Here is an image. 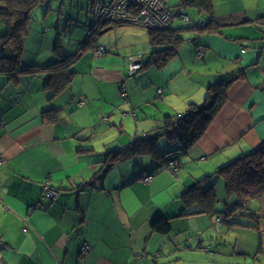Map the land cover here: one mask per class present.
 <instances>
[{
	"label": "crops",
	"instance_id": "0c3cea01",
	"mask_svg": "<svg viewBox=\"0 0 264 264\" xmlns=\"http://www.w3.org/2000/svg\"><path fill=\"white\" fill-rule=\"evenodd\" d=\"M95 1L48 0L35 7L22 68L48 67L59 39L64 54L76 53ZM213 4L219 31L187 33L163 67L149 65L154 48L146 29L120 26L78 58L72 85L54 99L45 88L48 74L0 77V264H195L224 255L228 245L239 256L254 252L253 264H264V195L246 204L260 219L259 231L225 220L237 207L222 180L215 214L181 216L197 180L264 142V0ZM198 13L204 18L195 16L194 25L204 27L206 16ZM6 31L0 21V36ZM132 59L142 65L135 76ZM240 71L205 136L182 157L178 176L161 169L145 181L155 164L150 156L106 167L110 152L143 138L168 115L203 105L212 85ZM82 97L87 101L79 106ZM53 106L60 110L56 119H44ZM47 182L60 192L53 204L41 201ZM159 220L171 224L168 234L156 228ZM85 242L92 245L86 256Z\"/></svg>",
	"mask_w": 264,
	"mask_h": 264
},
{
	"label": "trees",
	"instance_id": "16d2710c",
	"mask_svg": "<svg viewBox=\"0 0 264 264\" xmlns=\"http://www.w3.org/2000/svg\"><path fill=\"white\" fill-rule=\"evenodd\" d=\"M46 1L48 0H6V7L0 9V21L7 29L6 33L0 36V77L17 81L25 74H48L45 88L49 92V98L54 99L72 85L76 75L74 65L84 52L97 48L100 38L114 28L129 25L104 21L91 24V34L85 36V40L81 42L76 53L64 54L59 39L55 60L48 67L25 70L22 68L23 39L29 28L33 9ZM175 8L179 14L185 13V10L189 8L204 13L206 16L204 27L199 24L193 26L171 24L165 29L147 30L154 48L149 65L163 67L169 63L178 54L180 46L188 40L186 33L195 31L201 34L219 31L213 12V0H178ZM261 19L264 20V16ZM58 25L60 26V23ZM136 73L131 76H135ZM243 75L244 71H240L221 79L209 88L207 100L203 105H193L182 115H168L160 127L147 133L143 138H137L126 147L110 152L105 162L106 167L111 168L124 159L150 156L155 164L147 176H154L161 169H166L169 157H174L179 161V172L182 157L205 136L216 114L225 103L229 88ZM59 111L53 106L43 112V117L54 121ZM100 174L101 172L96 174L95 180L101 177ZM218 180L224 181L227 195H234L236 200L237 208L226 212L225 220L232 225H241L244 228L259 231L260 219L256 212L246 207V204L251 199L264 195V142L256 150L243 154L218 168L214 174L197 180L184 197L185 209L181 216L215 214L218 203L216 195ZM92 183L81 186V189ZM155 226L164 234L171 231V224L168 221L159 220L155 222Z\"/></svg>",
	"mask_w": 264,
	"mask_h": 264
},
{
	"label": "built area",
	"instance_id": "2783aa9c",
	"mask_svg": "<svg viewBox=\"0 0 264 264\" xmlns=\"http://www.w3.org/2000/svg\"><path fill=\"white\" fill-rule=\"evenodd\" d=\"M92 15L95 23L99 22H111L115 24H125L134 27L150 29H165L168 28L178 18L183 22H190L189 15L186 13L179 14L178 11L173 13L171 8L168 6V0H110L103 1L97 0L92 5ZM92 27H87L86 35H90ZM245 51V50H243ZM105 48H100L98 53H104ZM138 59H132L130 74L133 75L135 72L142 68L141 63ZM162 89L158 90V94L162 95ZM127 96L125 92L124 97ZM86 98L82 97L79 100V106L86 104ZM1 126V125H0ZM166 169L170 170L173 174L178 176V164L177 158L169 157L167 159ZM2 160H0L1 163ZM152 176H147L145 181L151 179ZM60 195L59 190L53 188L49 182L44 184L43 194L41 197L42 202H48L53 204L57 201ZM223 218L217 219V222H222ZM25 234H28L29 227L26 226L23 229ZM92 251V245L85 242L82 247V254L88 255Z\"/></svg>",
	"mask_w": 264,
	"mask_h": 264
},
{
	"label": "rangeland",
	"instance_id": "374dc122",
	"mask_svg": "<svg viewBox=\"0 0 264 264\" xmlns=\"http://www.w3.org/2000/svg\"><path fill=\"white\" fill-rule=\"evenodd\" d=\"M177 3H178V0H168V6L171 8V11L173 13L177 12V9L175 8V5ZM186 13H188L190 15V17L192 18V22L184 23V22L179 21L181 23L178 22L177 25H183V26L190 25V26H193L194 22H197L196 20H193V18L195 16H198V17L202 16L204 18L203 15H200L197 10L192 9V8L187 9ZM89 20L91 21L92 25L95 23V20H94L92 14L89 16ZM242 238H243V240L250 239L249 237H246V235H244V234H243ZM243 240H242L241 243H245V241H243ZM225 246H226V244L223 245V247H225ZM251 248H253V247H251ZM225 250H226V252H225L224 255H222L221 252H218L215 255H212V257H210V259H208V260H205V259H202V258H196L195 264H238L240 262H241V264H253V262H254V259H253V257L255 256L254 252L251 254V256H252L251 258H249V257L247 258L245 255L239 256V254H235L234 252H232V250L230 249L229 245L227 247H225Z\"/></svg>",
	"mask_w": 264,
	"mask_h": 264
}]
</instances>
